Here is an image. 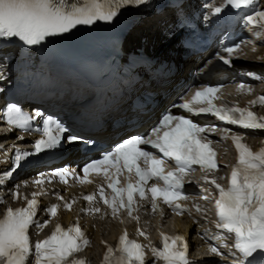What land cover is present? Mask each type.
Masks as SVG:
<instances>
[{
  "label": "snow or ice",
  "instance_id": "1",
  "mask_svg": "<svg viewBox=\"0 0 264 264\" xmlns=\"http://www.w3.org/2000/svg\"><path fill=\"white\" fill-rule=\"evenodd\" d=\"M142 2V0H81L79 5L65 6V0H0V37L19 38L27 45H38L45 38L67 33L77 25H90L97 20L110 21L116 16L119 8L128 3ZM253 4V0H226V5L241 9ZM223 6L215 7V12H221ZM253 25H264V11H255L246 17ZM241 48L240 44L225 47L224 53H236ZM225 64L231 61L224 55L219 57ZM242 87V86H241ZM219 91L216 87H207L195 92L191 101L179 105L189 112L211 113L221 121L236 124L244 129L264 130V117L258 116L247 108L217 106L213 100ZM264 103V96L260 97ZM256 103V101H252ZM197 104L203 105L196 107ZM37 116L42 115L39 111ZM32 117L19 113L16 105L8 107V123L27 128ZM43 138L35 141L32 152H18L14 157V167L4 172L3 176H11L15 168L20 165L25 157L54 149L62 143L75 144L80 138L72 135L65 136L66 129L59 122H53L49 117L43 120ZM54 125V126H53ZM161 131L163 134L161 135ZM210 131L184 116L165 115L160 126L153 129L155 139L141 136H132L117 145L112 151L106 152L101 159L87 164L81 182H91L89 173L103 174L108 180V187L114 195L111 200L104 198L103 190L100 195L104 203L112 209L115 215L121 208H127L129 215L135 196L141 199L146 197L145 185L150 179L163 180L164 185L153 184L148 191L151 192L152 207L156 209L158 199L183 213L184 207L178 202L187 199L181 191L184 176L192 170L193 165H199L206 170L218 168L216 152L211 147V142L201 136V133ZM239 152L237 163L233 166L229 187L223 188L212 178L210 183L218 190L215 200L216 215L219 218L217 228L226 230L235 236L234 247L239 250L248 264H264V148L253 152L241 142L240 137H233ZM142 145H151L163 154V158L145 150ZM164 158L174 161L176 167L165 172ZM141 163L144 165L141 166ZM114 171H110L113 170ZM122 170L130 174L135 173V184L129 182L125 187H117L118 177ZM67 170H56L53 175L60 176L63 182L70 175ZM209 180L207 176L202 177ZM3 181L0 180V183ZM36 183H43L37 180ZM126 194V200H125ZM14 198L19 194L14 193ZM93 200L94 196L84 197ZM61 199H63L61 197ZM203 199H208L207 196ZM39 201L36 194L27 201V207L13 209L7 208L0 218V264H26L29 253L33 248L30 244L29 227L36 224L38 229L47 226L48 221L40 224L34 221L36 208ZM70 203L65 207L71 208ZM197 211H202L197 205ZM47 211L51 215L57 214V206L52 205ZM99 211V209H96ZM144 233L141 232V235ZM162 236V248H153V257L163 260L164 264H188L187 246L183 243L181 235L170 237ZM84 233L77 225L70 226L67 230L57 225L55 230L46 239L35 243L36 264H86L81 259H70L74 253L86 246L88 241L83 238ZM119 248L122 253L118 264H145L143 245L127 239V233L120 237ZM213 254H219L217 247H211ZM108 249L105 264L112 254Z\"/></svg>",
  "mask_w": 264,
  "mask_h": 264
},
{
  "label": "bare ground",
  "instance_id": "2",
  "mask_svg": "<svg viewBox=\"0 0 264 264\" xmlns=\"http://www.w3.org/2000/svg\"><path fill=\"white\" fill-rule=\"evenodd\" d=\"M190 65H191L190 63L183 61V67H182L181 71H182L183 73H185V72L189 69V66H190ZM239 66L249 67V66H247V65H243V64H240ZM104 134H105V135H108L109 132H108V131H105ZM176 221H177V222H175V224H176V223H179V224H185L187 227L189 226V225H188V222H187L185 219H183V218H178Z\"/></svg>",
  "mask_w": 264,
  "mask_h": 264
}]
</instances>
